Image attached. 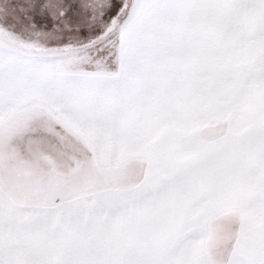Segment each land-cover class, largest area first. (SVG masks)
<instances>
[{
  "label": "snow or ice",
  "instance_id": "1",
  "mask_svg": "<svg viewBox=\"0 0 264 264\" xmlns=\"http://www.w3.org/2000/svg\"><path fill=\"white\" fill-rule=\"evenodd\" d=\"M217 261L264 264V0H0V264Z\"/></svg>",
  "mask_w": 264,
  "mask_h": 264
},
{
  "label": "rangeland",
  "instance_id": "2",
  "mask_svg": "<svg viewBox=\"0 0 264 264\" xmlns=\"http://www.w3.org/2000/svg\"><path fill=\"white\" fill-rule=\"evenodd\" d=\"M214 131L215 130H208V132H206L205 135H212ZM229 220H230L229 227H231V225H230L231 222L235 221L234 214H232V216L229 218Z\"/></svg>",
  "mask_w": 264,
  "mask_h": 264
},
{
  "label": "crops",
  "instance_id": "3",
  "mask_svg": "<svg viewBox=\"0 0 264 264\" xmlns=\"http://www.w3.org/2000/svg\"><path fill=\"white\" fill-rule=\"evenodd\" d=\"M231 227H234L235 226V221L231 222ZM216 264H219V261L216 262Z\"/></svg>",
  "mask_w": 264,
  "mask_h": 264
}]
</instances>
